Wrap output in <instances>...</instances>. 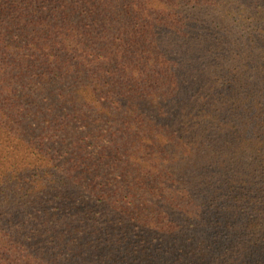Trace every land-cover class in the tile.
Returning <instances> with one entry per match:
<instances>
[{
    "label": "trees",
    "instance_id": "trees-1",
    "mask_svg": "<svg viewBox=\"0 0 264 264\" xmlns=\"http://www.w3.org/2000/svg\"><path fill=\"white\" fill-rule=\"evenodd\" d=\"M0 264H264V0H0Z\"/></svg>",
    "mask_w": 264,
    "mask_h": 264
}]
</instances>
